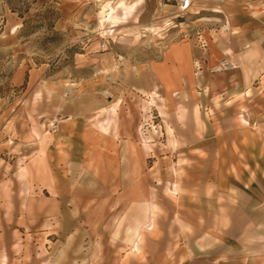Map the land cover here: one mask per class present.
<instances>
[{
  "label": "rangeland",
  "instance_id": "1",
  "mask_svg": "<svg viewBox=\"0 0 264 264\" xmlns=\"http://www.w3.org/2000/svg\"><path fill=\"white\" fill-rule=\"evenodd\" d=\"M261 11L264 0H201L198 9L185 16L156 0H0V264H264L263 152L252 155L255 167L241 168L249 210L225 203L232 216L224 218V231L195 233L181 221L177 193L188 183L185 176L201 174L203 182L223 170L204 167L215 154L187 148L184 140L174 153L179 143L169 136L183 128L185 114L201 123L212 104L207 83L232 72L222 65L224 59L239 72L251 65L244 54L256 46L253 25L247 21ZM259 18L262 28L264 15ZM256 64L264 68V56ZM168 68L176 85L172 89L161 80ZM184 82L186 87H181ZM248 91L250 98L238 99L248 119L239 114L241 128L255 124L248 116L254 113L255 89ZM168 99L175 100V106H169ZM87 104L101 129L113 126L115 131L119 118L126 116L135 120L139 135L127 141L142 148L138 158L143 183H129L134 179V154L113 151L106 157L112 166L110 182L94 186L102 195L109 193L108 216L100 201L95 217L63 218L65 228L81 226L82 232L62 231L61 217L25 221L21 209L33 190L26 169L32 158L22 142L31 137L21 134L14 147H6L3 132L11 128L23 133L29 127L53 132L62 115ZM103 114L106 126L99 120ZM263 131L262 126L260 139ZM119 140L113 137V145ZM94 157L98 178L105 155ZM120 161L126 162L123 169ZM193 165L198 166L189 169ZM93 225L97 232H87Z\"/></svg>",
  "mask_w": 264,
  "mask_h": 264
},
{
  "label": "crops",
  "instance_id": "2",
  "mask_svg": "<svg viewBox=\"0 0 264 264\" xmlns=\"http://www.w3.org/2000/svg\"><path fill=\"white\" fill-rule=\"evenodd\" d=\"M250 1L256 2L257 0ZM262 15H264V11L256 12L253 14V20L247 21L249 25H253L254 46H256L244 54L251 65L247 69L243 68L241 72L232 68V72H222V76L211 79L205 88L211 89L209 98L212 104L206 107L205 112H201V123H197L195 115L192 118H190L191 116L186 117L185 113L188 109L185 105L183 128L173 129V134L169 135L170 138L177 139L179 143V145H174L175 148H172L174 153L178 150L176 146L182 147L183 145L187 148L193 147L202 153H214V160L204 167L223 170L220 174L217 171L216 179L206 177L207 179H203V182L200 181L201 174L198 178L195 175H187L185 178L188 179V183H182V192L177 193L181 221L184 226H189L195 233L201 232L208 235L218 233L220 235L224 231V218L232 216V213L229 214L228 209L225 208V203L230 204L231 209L238 211L240 209L247 211L250 207L251 200L248 199V190L244 185H241L240 179L244 178L242 175L246 174H241V168L255 167L252 155L260 152L264 154V131L263 138H259L261 127L264 128V83L261 81V77L264 76V68H259L256 64L258 57L264 56V25L262 28L260 27L262 21L259 18ZM239 28L242 29L241 26ZM215 57L212 59L213 65H216L219 55L216 54ZM168 73L171 74L169 68L162 72L163 79L162 76L160 78L166 88L172 89L176 85L174 80L169 79ZM241 73L243 74L242 80L240 79ZM187 83L184 82L181 87H186ZM89 84L90 81L87 85ZM261 88L263 89L258 91ZM240 89H255L252 108L254 113L253 115L248 114L250 120L255 123L253 128H241L237 122L239 114L247 119L244 116L247 111L246 106L239 105L238 99L241 95L250 96L248 90L240 92ZM168 102L169 106H175V100L168 99ZM247 104L250 106L249 103ZM242 106L245 107V111L240 113L239 110ZM90 110L91 107L88 104L83 109L70 110L71 113L60 117L58 127L53 132L40 128L31 129L30 127L29 130L24 128L23 133L11 128L8 132H3L6 138L2 140V143L6 147H14L17 144V137L21 134L31 137L22 142L24 152H29L31 161L36 162L33 164L29 161L26 166V169L31 171L29 185L33 186V190L30 188L29 195L24 199L21 209V215L25 221L35 218L42 222L47 217H61L62 231L82 232L85 228L81 226L69 228V225L66 224L67 228H65L63 218L79 217L87 220V218L95 217L97 216L96 212L99 211L97 207H99L100 201L104 202V215L108 216V213H111L110 200L107 197L109 193L102 195L94 186L97 181L104 185L110 182L112 166L107 164L106 157L111 158L113 151L120 154L129 152L134 154L135 162L132 165L134 179L129 183L136 185L143 183V176H140L143 164L138 158V154H142V148L137 144H129L127 141L128 137L139 135V128L134 124L135 120L128 119L127 116L123 119L119 118V126L115 131L112 129L113 126L104 130L90 117ZM26 113L30 116L27 108H25ZM122 113H118V115L122 117ZM94 117L96 118V115ZM106 118L107 114H103V119H99L103 120L105 126L108 123ZM117 135L121 140L113 145V137ZM182 140H184L183 145ZM95 153L105 155L102 175L98 178L95 173V169L98 167L95 162ZM206 162L205 160L200 163L202 165ZM124 163L126 162L120 161L121 169H123ZM197 166L193 165L189 169H195ZM149 168L154 169V166ZM247 178L250 176L247 175ZM120 179L123 180L122 175ZM242 180H245L246 184L250 183L248 179ZM69 203L72 204L70 207ZM227 223L229 225L230 220ZM90 227L86 229L87 232H97L98 228L95 225L93 228ZM104 231L106 230L104 229ZM112 232L113 230L110 229V235ZM138 232H140L139 228H137L136 234ZM202 240L206 241L207 239ZM199 243L203 244L204 242Z\"/></svg>",
  "mask_w": 264,
  "mask_h": 264
},
{
  "label": "built area",
  "instance_id": "3",
  "mask_svg": "<svg viewBox=\"0 0 264 264\" xmlns=\"http://www.w3.org/2000/svg\"><path fill=\"white\" fill-rule=\"evenodd\" d=\"M161 6H171L175 9L176 13L179 16H185L198 9L201 5V0H156ZM200 41L206 46L207 40L204 34H200ZM222 65L229 66L231 68L235 67V64L229 62L227 59H224Z\"/></svg>",
  "mask_w": 264,
  "mask_h": 264
},
{
  "label": "bare ground",
  "instance_id": "4",
  "mask_svg": "<svg viewBox=\"0 0 264 264\" xmlns=\"http://www.w3.org/2000/svg\"><path fill=\"white\" fill-rule=\"evenodd\" d=\"M118 3H119V5H118V7H119L121 5V1H119Z\"/></svg>",
  "mask_w": 264,
  "mask_h": 264
}]
</instances>
